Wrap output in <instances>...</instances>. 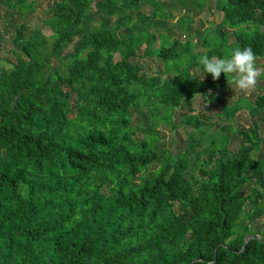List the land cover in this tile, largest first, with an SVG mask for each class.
Here are the masks:
<instances>
[{"label": "trees", "instance_id": "obj_1", "mask_svg": "<svg viewBox=\"0 0 264 264\" xmlns=\"http://www.w3.org/2000/svg\"><path fill=\"white\" fill-rule=\"evenodd\" d=\"M145 1L153 6L147 16ZM200 1L215 2L226 29L217 26L198 54L190 46L179 53L176 40L164 47V34L148 32L163 19L160 0H49V38L14 27L10 42L20 56L0 68V264H264V233L238 226L244 213L251 222L262 214L264 93L222 107L240 143L230 149L219 131L207 160L196 150L201 137L183 141L172 157L154 145L166 137L156 125H134L148 118L172 125L174 111L197 95L219 101L191 73L211 76L203 54L223 58L251 46L264 59V0ZM0 4L15 9L14 18L35 0ZM188 53L192 60L165 79L146 77L138 63ZM216 80L212 86L231 93L223 73ZM241 108L251 116L245 129L232 123ZM181 118L203 135L207 119ZM191 156L202 161L191 164ZM251 180L259 188H250L253 199L242 194Z\"/></svg>", "mask_w": 264, "mask_h": 264}, {"label": "rangeland", "instance_id": "obj_2", "mask_svg": "<svg viewBox=\"0 0 264 264\" xmlns=\"http://www.w3.org/2000/svg\"><path fill=\"white\" fill-rule=\"evenodd\" d=\"M49 0H35V4L32 7V10L25 13L24 15L17 14L14 18L11 17L12 11L5 6L0 4V68H9L15 63L16 58L20 56L18 51L12 46L10 42V36L14 31V27L19 26L20 24H25L27 26L28 33L40 32L45 37L49 38L51 32L44 24V20L48 17L46 15L45 9L46 4ZM161 1V11L163 19L158 22L157 26H152L148 32L152 34H164L165 39L162 41V46L170 47L172 42L176 40L181 46L177 49L180 51H185L186 46H190L192 52L195 54L204 53L205 45L204 41L209 42L217 34V26L221 25L222 16L221 13L215 8L214 1L192 3V0H160ZM93 9L95 10V4H93ZM153 10V6L147 1L140 5V12L144 15H150ZM168 17L165 18V16ZM184 18V23L181 19ZM188 20H191V23H188ZM181 24L185 27L182 28ZM250 31H255L256 27L253 25H248ZM221 28L225 30L226 28L221 25ZM264 30V28H262ZM239 31V30H238ZM249 32V31H248ZM234 39L229 36L228 43H232ZM158 45V42L154 44ZM78 46V43H73L67 48V51L72 50L74 47ZM144 48V47H143ZM142 48V49H143ZM232 48H228L227 52H231ZM226 54V49L223 50ZM192 53L188 54H179L177 59L169 60L162 62L161 59L153 56L149 58L138 59L143 73L146 77H151L154 75H159L162 79H165L171 75L178 73L183 67H185L192 60ZM226 56V55H225ZM118 57L116 56V59ZM257 65L264 68V59L257 60ZM168 70V71H167ZM192 75L200 83L206 85H211L206 88V91L209 94H218L219 101H206L200 95L195 96L190 106L181 105L174 111V115L171 117V124L168 125L166 122H163L159 119L148 118L147 123H144L143 120L135 123L139 130L144 129L145 127H153L159 131L161 134H165L166 137L159 139L154 143L155 146H158L160 149H165L168 156H177L183 152V141H187L189 137L201 140L197 151L206 150L207 155L202 156L201 158L206 159L208 155L213 153V147L211 142L215 141L217 133L220 131L222 134L227 135L230 138L228 146L230 149H237L240 143L238 136L232 131L231 123L223 122L224 115L221 113V109L224 105L229 107L233 100L241 99L248 102H253L258 93H264V77H262L255 90L249 95H244L239 91H234L231 88V93H225L220 87L212 86L218 84L217 80H213L212 76H206L198 70H192ZM203 77V79H201ZM235 87V86H234ZM233 87V88H234ZM163 113L164 110L160 109ZM181 114H191L197 115L202 121L206 119L208 122L205 123L204 127H201L203 135H199L197 131H194L191 126H186L181 124ZM135 121V119H134ZM232 123L235 125H240L241 127L248 128L251 125V116L248 109L241 108L239 112L235 115L232 120ZM172 126H175L176 129L172 130ZM144 133H137L136 137L142 139L145 137ZM264 159V150L260 151ZM207 160V159H206ZM202 161V159H201ZM201 161L194 162V157H190V163L193 162L197 165ZM159 164L148 168V173L154 171ZM146 175V173L144 174ZM250 188L256 189L259 191V188L253 184V181H249L243 186L242 194L244 196H251L253 199V194ZM259 210H261V215L256 218L253 222L249 221V216L247 213H244L243 216L239 219V225L247 224L251 226L253 231L263 232L264 233V199L260 201ZM250 211L252 208L250 207Z\"/></svg>", "mask_w": 264, "mask_h": 264}, {"label": "clouds", "instance_id": "obj_3", "mask_svg": "<svg viewBox=\"0 0 264 264\" xmlns=\"http://www.w3.org/2000/svg\"><path fill=\"white\" fill-rule=\"evenodd\" d=\"M204 73H210L213 80L223 73L229 86L234 91L249 95L255 90L259 80L264 77V68L257 65V55L251 46L236 47L226 57L209 56L207 53L199 58ZM203 79V77L201 78Z\"/></svg>", "mask_w": 264, "mask_h": 264}, {"label": "water", "instance_id": "obj_4", "mask_svg": "<svg viewBox=\"0 0 264 264\" xmlns=\"http://www.w3.org/2000/svg\"><path fill=\"white\" fill-rule=\"evenodd\" d=\"M251 238H252V236L250 235V236L247 237V240H249V239H251Z\"/></svg>", "mask_w": 264, "mask_h": 264}]
</instances>
